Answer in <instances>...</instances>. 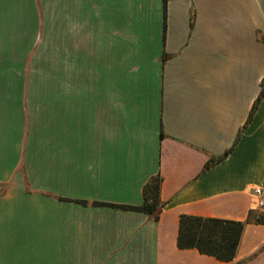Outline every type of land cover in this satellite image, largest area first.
<instances>
[{"label":"crops","instance_id":"crops-1","mask_svg":"<svg viewBox=\"0 0 264 264\" xmlns=\"http://www.w3.org/2000/svg\"><path fill=\"white\" fill-rule=\"evenodd\" d=\"M263 79L264 0H0V264H264V225L232 262L178 247L260 212ZM158 175L159 221L109 206Z\"/></svg>","mask_w":264,"mask_h":264},{"label":"trees","instance_id":"trees-1","mask_svg":"<svg viewBox=\"0 0 264 264\" xmlns=\"http://www.w3.org/2000/svg\"><path fill=\"white\" fill-rule=\"evenodd\" d=\"M263 99L264 79L261 83V92L249 114L244 129L253 120ZM241 133L235 142V146L239 142ZM235 146L223 157L217 160H210L206 165V170L224 161L234 150ZM162 183L163 179L158 175L146 184L143 190V204L141 206H109L143 212L157 222L166 206L161 200ZM249 224L264 225V212L251 211L248 219L244 222L182 215L179 222L178 247L180 250L196 249L200 254L213 257L218 261L232 262L237 256L245 228Z\"/></svg>","mask_w":264,"mask_h":264},{"label":"built area","instance_id":"built-area-1","mask_svg":"<svg viewBox=\"0 0 264 264\" xmlns=\"http://www.w3.org/2000/svg\"><path fill=\"white\" fill-rule=\"evenodd\" d=\"M253 196L256 199V208L264 212V189L255 188L253 190Z\"/></svg>","mask_w":264,"mask_h":264}]
</instances>
